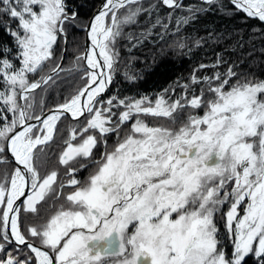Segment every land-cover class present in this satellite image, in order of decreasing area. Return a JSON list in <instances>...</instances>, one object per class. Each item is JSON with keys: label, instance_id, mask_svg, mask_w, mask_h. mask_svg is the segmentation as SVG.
Wrapping results in <instances>:
<instances>
[{"label": "snow or ice", "instance_id": "6c2138e0", "mask_svg": "<svg viewBox=\"0 0 264 264\" xmlns=\"http://www.w3.org/2000/svg\"><path fill=\"white\" fill-rule=\"evenodd\" d=\"M228 2L226 11L264 22V0ZM161 4L183 7L181 0L147 7L142 0H104L85 24V51L65 68L66 47L57 56L56 46L68 44L77 20L66 0H0V28L12 40L0 46V264H264V79L238 75L232 66L203 77L196 69L175 99L174 88L155 99H102L118 71L119 40L139 44L158 27L161 39L168 33L172 12L161 17ZM216 4L188 6L176 32ZM154 13L142 31L125 32ZM188 46L184 37L169 45ZM62 73L79 75L81 84L45 112L36 92L62 83ZM197 84L205 85L198 94ZM68 116L77 126L58 156L62 180L42 158ZM85 169L88 175L77 178Z\"/></svg>", "mask_w": 264, "mask_h": 264}, {"label": "trees", "instance_id": "16d2710c", "mask_svg": "<svg viewBox=\"0 0 264 264\" xmlns=\"http://www.w3.org/2000/svg\"><path fill=\"white\" fill-rule=\"evenodd\" d=\"M102 0H66L70 11L77 13L75 25L80 24L84 27L91 13ZM158 0H142L145 7L149 3H157ZM181 9H168L162 5L159 8V15L166 17L172 12V18L169 23L168 33L164 39L160 38L163 29L156 28L151 37L144 39L142 43L136 44L135 40L121 38L118 43L120 60L118 71L114 76L113 82L103 94L102 99H108L113 95L123 97H139L141 95L151 96L153 99L164 89H175L173 99L183 94L181 87L185 83H190V77L194 70L197 77L211 76L219 71L224 73L229 66L234 68L238 75L245 74L264 79V22L258 19L248 18L242 12L226 11L232 9L228 0H217V4L211 7L206 13H200L198 18L188 25H181L179 32H176V19L187 15L188 6H200L198 0H182ZM223 4L224 7L220 5ZM208 7L207 5H203ZM156 13L151 18L147 14L139 17V23L125 28V32L138 33L143 30V26L154 22ZM3 20L15 27V22L10 21L7 17ZM76 26L68 27V44L66 45V54L63 66L69 68L72 66L75 56L83 51L84 37L83 33ZM180 37L187 38L188 47L184 49L170 48L174 40ZM199 40L200 45L196 46L195 41ZM11 37L0 28V46H10ZM136 44V46H133ZM61 40L56 46V54L59 56L63 49ZM163 50V51H162ZM220 58L222 63L218 67H212ZM18 63V62H17ZM201 64L209 67L200 69ZM47 71V68H45ZM127 74V75H126ZM134 75L135 79H129L128 76ZM63 82L57 81L55 85L49 86L47 91L37 90V101L43 96L46 107L44 111L63 103L66 96L73 89L81 84L79 75L67 76L62 73ZM32 79L38 78L32 76ZM234 82V81H233ZM204 84L192 85L197 91ZM121 109H117L119 111ZM40 106L37 103L36 112L39 113ZM151 118H149V122ZM81 119L80 123H83ZM77 126L75 121L67 117L62 118L59 123V132L54 141L45 148V156L42 158L46 161L47 169L59 168L61 179L64 177V166L58 165V156L63 149V140L68 137L70 127ZM115 136L108 138V144L111 146ZM103 151V146L95 149V155L98 158ZM90 169L81 170L78 173L79 179L86 177V172ZM51 203V201H49ZM47 208V205L44 206ZM248 264H253L249 259Z\"/></svg>", "mask_w": 264, "mask_h": 264}, {"label": "rangeland", "instance_id": "374dc122", "mask_svg": "<svg viewBox=\"0 0 264 264\" xmlns=\"http://www.w3.org/2000/svg\"><path fill=\"white\" fill-rule=\"evenodd\" d=\"M182 2V1H181ZM162 5V4H161ZM163 6V5H162ZM78 27V29L79 28H81L80 30L82 31V33H83V37H84V27H85V25H84V27H80V26H82L81 24H80V26L79 25H75V27ZM120 42V41H119ZM118 42V43H119ZM64 44V43H63ZM65 45V44H64ZM64 45H63V48H64ZM117 46H118V44H117ZM66 47V46H65ZM83 49H84V45H83ZM83 52V51H82ZM64 58H65V56H64ZM155 99V98H154ZM151 122V121H150ZM130 126H131V122H129L128 124H126L124 127L127 129V128H130ZM63 150V149H62ZM48 170H51V169H48ZM88 172H89V170H87V172H86V176L88 175ZM64 179V178H63ZM66 191H67V189H66ZM228 210V205H225L224 206V208H223V212H226ZM217 219H221L220 218V213H218L217 214ZM225 223V222H224ZM227 233V232H226ZM221 234V233H220ZM223 234V233H222ZM227 235H228V233H227ZM222 236V235H221ZM222 238H223V236H222ZM222 238H221V241H222V244H223V246L225 247V249H226V251L228 252V253H231V251H232V244H231V242H230V240H229V237H228V244L227 245H225V241L224 240H222Z\"/></svg>", "mask_w": 264, "mask_h": 264}, {"label": "water", "instance_id": "95a60500", "mask_svg": "<svg viewBox=\"0 0 264 264\" xmlns=\"http://www.w3.org/2000/svg\"><path fill=\"white\" fill-rule=\"evenodd\" d=\"M181 1H182V0H181ZM198 1H201V2H202V0H198ZM103 2H104V0H102V1L97 5V7L93 10V12L91 13V15H90L88 21L92 19V17L94 16V14L97 12V10H98V9L101 7V5L103 4ZM164 7H165V6H164ZM166 8H167V7H166ZM88 21H87V22H88ZM86 40H87V31H86V29H85V27H84V42H83L84 49H83V52H84L85 49H86ZM64 48H65V45H64ZM64 48H63V49H64ZM54 107H55V106H54ZM54 107H52V108H54ZM52 108H49V109H52ZM49 109L45 110V112H47ZM67 118H68L69 120L73 121V120L71 119L70 116H68ZM32 123H35V121H32Z\"/></svg>", "mask_w": 264, "mask_h": 264}, {"label": "flooded vegetation", "instance_id": "af4514ba", "mask_svg": "<svg viewBox=\"0 0 264 264\" xmlns=\"http://www.w3.org/2000/svg\"><path fill=\"white\" fill-rule=\"evenodd\" d=\"M217 226L218 228L220 229V238H222V240L225 241V245H227L229 242H228V235H227V231L225 229V226H224V220L222 219H217ZM223 233V234H222ZM222 235V236H221ZM228 242V243H227ZM224 244V243H223Z\"/></svg>", "mask_w": 264, "mask_h": 264}]
</instances>
